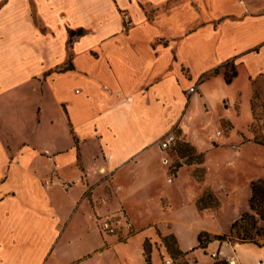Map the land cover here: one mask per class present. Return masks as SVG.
<instances>
[{"label":"crops","instance_id":"crops-1","mask_svg":"<svg viewBox=\"0 0 264 264\" xmlns=\"http://www.w3.org/2000/svg\"><path fill=\"white\" fill-rule=\"evenodd\" d=\"M200 1L36 0L41 27L27 0L0 10V264H148L146 243L150 264H264V238L214 239L250 212L252 184L264 181V144L239 139L253 134L264 47L190 29L210 23ZM206 2L264 25L251 0ZM225 122L235 147L213 145ZM174 129L203 154V181L163 164L159 140ZM53 172L71 189H46ZM206 191L214 205L200 207ZM104 220L117 235L100 230Z\"/></svg>","mask_w":264,"mask_h":264},{"label":"rangeland","instance_id":"rangeland-1","mask_svg":"<svg viewBox=\"0 0 264 264\" xmlns=\"http://www.w3.org/2000/svg\"><path fill=\"white\" fill-rule=\"evenodd\" d=\"M8 0H0V10L5 6ZM31 2L32 6V15L35 19V22L37 26L41 27V22L39 20L37 9H36V0H27ZM203 0L200 1V4H202V13L200 15L201 17L204 16L205 21L210 20V23L206 21L205 25H189L190 29L199 30L200 33H202L204 36H207L209 33H211L210 27L215 28L217 30L216 37L214 38L215 43H222L223 38L225 36H237L241 37L246 41V43L252 45L253 43H259L258 46L254 49L255 52H260L261 48L264 47V41H261L264 38V25H261L257 22H248L245 23L243 18L240 17H233L230 13L232 10L229 8L224 9H214L212 5L208 4ZM253 1L252 4V13H264V0H251ZM203 15V16H202ZM220 16V17H219ZM232 16V17H231ZM240 19V20H239ZM209 40V39H208ZM212 40H210V43ZM262 54L260 56L263 57L262 60H259L257 66L264 67V49L262 50ZM235 64V63H234ZM229 65V75H232V70L230 69ZM241 77L237 81V88H245L247 87L246 82V70L244 68H241ZM253 86V92H254V115H255V121L253 122L251 126L252 135L250 137L239 138L240 142L246 143L251 142L252 146L262 145L264 144V76L261 78L254 79L252 84ZM257 99V101H256ZM221 111V108L219 109ZM221 130L223 132V138H221L218 141H214L213 145L216 147H235L236 144H232V134H231V127L228 123H222L218 126V129L216 131ZM173 132H175L178 135V143L176 147L169 151V161L172 164V168L170 169V174L178 173L181 168H184L185 166H191L190 172L192 176L195 178L196 181H203L207 178L208 171L206 170L204 165V156L203 154H198L194 148H192L188 143L184 141V139L181 138L180 133L177 129H174ZM230 138V140H228ZM226 178H228V172L226 171ZM187 190L193 191L196 193V186L193 185L192 187H188ZM174 193V192H173ZM205 196L198 202L200 207L205 206H213L214 205V196L210 191H206ZM260 221L258 223V226H260ZM262 225V224H261ZM264 225V224H263ZM235 236V235H234ZM234 241H238L237 239H234ZM261 241V239H260ZM163 245L165 246L166 250L169 254L172 256H175L177 254L176 249V241L174 237L169 236L163 239ZM147 248L150 249L149 243L146 244Z\"/></svg>","mask_w":264,"mask_h":264},{"label":"trees","instance_id":"trees-1","mask_svg":"<svg viewBox=\"0 0 264 264\" xmlns=\"http://www.w3.org/2000/svg\"><path fill=\"white\" fill-rule=\"evenodd\" d=\"M76 34V33H71ZM79 34V33H78ZM231 63H226L223 68H225L226 82L230 84L232 79L236 77V72L234 71V66L231 65L230 69L233 71L232 75H229V65ZM218 74L219 70H215ZM259 221L264 224V181L259 180L252 184V197L250 200V212L245 213L242 217L237 220L233 226L230 235L228 236H216L215 240L220 241H234L237 239L242 243H255L259 244V239L264 238V227L258 226ZM235 235V236H234ZM208 235L200 234L199 242L200 245L208 240ZM147 244V243H146ZM145 244V254L147 257V262L150 264V249L147 248Z\"/></svg>","mask_w":264,"mask_h":264},{"label":"built area","instance_id":"built-area-1","mask_svg":"<svg viewBox=\"0 0 264 264\" xmlns=\"http://www.w3.org/2000/svg\"><path fill=\"white\" fill-rule=\"evenodd\" d=\"M122 21H123L122 31L127 32L133 25L132 18L128 13L123 12ZM195 92H196V85H194L189 89V94H193ZM216 136L222 137L223 132L221 130L216 131ZM178 141H179L178 135L175 132L171 131L159 140V149L163 153H168L169 151L173 150L176 147ZM163 164L166 166H170V169L172 168V164L168 159H164ZM56 186H61L66 191L71 189V185L69 183L61 182L57 173L53 172L51 176L44 181V187L49 190ZM100 230L107 235H117L119 232L118 227L110 220L101 221ZM212 257L219 261L218 255L214 254L212 255ZM165 263L171 264V261H166ZM223 264H236V263L231 261H225Z\"/></svg>","mask_w":264,"mask_h":264}]
</instances>
